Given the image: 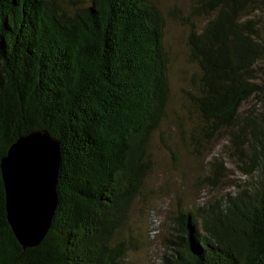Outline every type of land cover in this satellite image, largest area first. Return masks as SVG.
<instances>
[{"label": "trees", "instance_id": "obj_1", "mask_svg": "<svg viewBox=\"0 0 264 264\" xmlns=\"http://www.w3.org/2000/svg\"><path fill=\"white\" fill-rule=\"evenodd\" d=\"M191 2L184 21L199 73L189 100L202 133L228 130L255 179L180 210L158 264H264V84L255 83L264 0ZM164 31L151 0H91L74 13L56 0H0V264H126L121 231L170 97ZM253 97L259 109L243 116ZM35 132L60 143L59 202L47 236L24 249L7 220L1 162Z\"/></svg>", "mask_w": 264, "mask_h": 264}, {"label": "rangeland", "instance_id": "obj_2", "mask_svg": "<svg viewBox=\"0 0 264 264\" xmlns=\"http://www.w3.org/2000/svg\"><path fill=\"white\" fill-rule=\"evenodd\" d=\"M56 1L70 13L91 2ZM151 1L165 19L163 41L168 58L170 97L165 117L147 149V176L132 204L128 227L121 231L127 240L119 241L128 247L126 264H158L165 238L174 232L173 218L180 210L196 211L223 200L250 187L255 179V175L248 176L242 171L241 154L230 142L228 130L210 136L202 133V122L189 100V95L195 94L192 79L199 73L190 60L189 26L184 21H191V0ZM192 22L204 25L206 20L192 19ZM255 83L264 84V66L259 67ZM259 107V100L253 97L241 114L251 117Z\"/></svg>", "mask_w": 264, "mask_h": 264}, {"label": "water", "instance_id": "obj_3", "mask_svg": "<svg viewBox=\"0 0 264 264\" xmlns=\"http://www.w3.org/2000/svg\"><path fill=\"white\" fill-rule=\"evenodd\" d=\"M60 143L47 132L19 138L2 159L7 220L24 248L40 245L58 207Z\"/></svg>", "mask_w": 264, "mask_h": 264}]
</instances>
